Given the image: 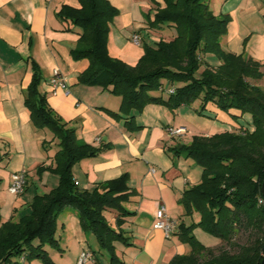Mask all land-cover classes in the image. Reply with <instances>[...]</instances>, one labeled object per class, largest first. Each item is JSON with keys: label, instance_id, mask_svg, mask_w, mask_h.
I'll return each mask as SVG.
<instances>
[{"label": "crops", "instance_id": "obj_1", "mask_svg": "<svg viewBox=\"0 0 264 264\" xmlns=\"http://www.w3.org/2000/svg\"><path fill=\"white\" fill-rule=\"evenodd\" d=\"M108 1L118 11L109 24L111 57L135 66L143 55L144 45L173 39V27L150 25L155 13L164 8V0ZM206 3L215 16L229 18L226 34L220 40L222 49L262 64L264 0H208ZM64 5L80 8L78 0H0V196L8 193L12 173L25 171L27 179L24 193L13 196L8 204L12 215L1 216V222H17L29 214L33 198L49 193L59 183L58 176L47 170L54 167L57 143L48 142L51 134L48 130L33 126L24 103L34 64L41 77L38 91L45 95L48 106L75 130L81 143L98 150L94 157L73 166L76 185L92 190L100 183L126 175L129 193L128 201L123 204L129 214L121 218L123 223L119 227L126 242L114 243L115 262L99 247L95 237L82 229L76 211L66 208L56 221L58 247H44L52 264H77L84 251L93 257L84 264H169L175 257L188 255L190 247L179 241L177 231L166 239L162 231L152 228L156 210L163 206L168 218L187 227L197 225L201 219L196 212L186 216L179 200L185 191L200 184L202 169L191 159L170 150L191 142L194 135H188L184 118L193 120L197 113L194 103L174 111L162 105H148L141 112L132 111L134 120L126 126V120L120 116V97L99 87L78 83L88 62L74 61L70 55L80 31L59 19L58 12ZM134 35L139 36V45L132 42ZM150 37L157 41L152 42ZM203 59L213 69L221 65L213 55ZM55 69L65 79L66 89L53 94L49 79ZM241 118L246 121L249 116ZM180 127L186 130L181 136L170 137L166 131ZM231 129L234 128H228ZM32 172L39 175L41 187H37L36 177L30 176ZM29 178L37 187L32 194L28 190ZM5 201H0L1 211L7 206ZM119 215L115 210L104 212L114 229ZM195 230L199 234V228ZM217 246L216 241L206 247ZM14 262L42 264L39 260L21 261V258Z\"/></svg>", "mask_w": 264, "mask_h": 264}, {"label": "trees", "instance_id": "obj_2", "mask_svg": "<svg viewBox=\"0 0 264 264\" xmlns=\"http://www.w3.org/2000/svg\"><path fill=\"white\" fill-rule=\"evenodd\" d=\"M78 1L80 8L64 5L58 12L61 21L81 30L76 47L70 52L74 61L88 62L78 83L120 97V116L126 126L134 120L132 111L141 112L148 105H162L174 111L195 101L200 102L201 112L212 104L222 111L240 112L235 118L249 116L251 130L248 124H240L233 129L236 131L193 136L188 145L170 149L202 169L200 184L185 191L179 200L185 215L200 214L197 226L225 247L214 253L215 248H208L195 238V225L179 224L176 235L190 247V253L175 257L169 264H261L264 88L253 82L264 79V62L245 60L222 49L220 40L226 34L229 18L215 16L206 0H164V8L157 11L150 25L173 27L174 38L144 45L142 57L135 66H129L108 53L109 24L118 11L108 0ZM206 55H213L221 65L211 68L204 63ZM162 80L181 86L174 88L173 94L167 93L166 98L150 94L165 90ZM40 83L38 68L33 64L24 103L33 126L48 130L57 140L55 164L47 170L58 176L59 183L49 193L36 195L29 214L17 222L2 223L0 216V264H16L14 261L19 258L52 264L44 247H58L56 221L66 208L76 211L82 229L91 233L115 262L114 243L126 242L119 227L121 218L129 214L123 207L129 199L127 176L100 183L92 190L76 185L73 166L94 157L98 150L81 143L75 130L53 112L45 95L38 91ZM106 210L120 214L117 229L107 222Z\"/></svg>", "mask_w": 264, "mask_h": 264}, {"label": "rangeland", "instance_id": "obj_3", "mask_svg": "<svg viewBox=\"0 0 264 264\" xmlns=\"http://www.w3.org/2000/svg\"><path fill=\"white\" fill-rule=\"evenodd\" d=\"M207 1L208 0H206V2ZM154 16H153V19H154ZM77 30L81 32V30L79 28H77ZM172 30L174 31V32L173 31L172 32L174 33V36H175V30L173 28H172ZM169 38L172 39V37H169ZM150 40L152 42L157 41L156 38H151V37H150ZM253 83L264 88L263 80L253 82ZM162 85L165 88V90L164 89L163 90L157 89V90L150 92V94L156 95V96H162L163 98H166L167 97V91L169 89H171V88L173 89V88H177V87L181 86V84H179V83H169L167 80H162ZM189 108H191V107H187V110L192 112V109H189ZM193 108L196 109V111H197V113H195V117L193 118V120H188V119L184 118L185 119L184 126H186V130H188L189 136L191 134H193L194 136H203L204 135L205 137H209V136H212V135L218 133L221 130L224 131V130H228V128H231V127L232 128L238 127L240 124H242L243 126L248 124L247 125L248 128L250 130L252 129V127L250 125L251 123H250L248 118H246V121H245L243 118H241L242 119L241 120L239 118L234 117V116L239 117L241 115L240 112H238L236 110H230V111L226 112V111H222V110L216 108L212 104H209V105H207V108L201 112V109L199 108V101L194 102ZM200 112L202 114H198ZM233 131H236V130H233ZM48 139H49L48 140L49 143H51V142L53 143L55 141L57 143V140L54 139V137L51 134H49ZM30 176L31 177L35 176L36 177L35 182L37 183V187H39V186L41 187V184L39 183V175L37 173L32 172V173H30ZM31 180H32L31 178L28 179V185H29L28 190H29L30 194L34 193L35 188H37L33 184H31L32 183ZM12 197L13 196H11L9 193H3L0 196V201L6 200L5 202L7 203V206L4 209H2V211L0 210V216L6 215L7 218H10V216L12 215L10 208L8 206L9 202L12 201V199H14ZM197 225H195V228H199V230H198L199 234H198V232H196L195 228L192 231L195 238L206 246L214 245L216 243V239L213 236L204 232ZM244 237H246V236H244ZM244 241H245V238L243 239L242 242H244ZM223 246L224 245L217 246L213 250V252L218 253L220 251V248Z\"/></svg>", "mask_w": 264, "mask_h": 264}, {"label": "built area", "instance_id": "obj_4", "mask_svg": "<svg viewBox=\"0 0 264 264\" xmlns=\"http://www.w3.org/2000/svg\"><path fill=\"white\" fill-rule=\"evenodd\" d=\"M240 1H249V0H240ZM132 42L136 45H139L140 38L138 35L132 37ZM49 85L51 87L52 93L55 94L57 90H65L66 82L65 79L61 77L58 69L53 71L52 77L49 79ZM168 94L174 93V88L167 91ZM170 137L181 136L186 130L182 127L180 128H167L166 129ZM27 184L26 172L19 171L12 173L10 176V184L8 186V193L12 196H20L24 193L25 187ZM154 230H160L163 232L166 239L171 238L174 233L177 231L178 225L175 221L168 218L165 214V209L163 206L159 207L155 212V219L152 225ZM92 254L89 252H82L79 256L77 264H84L88 261H92ZM21 261H24L21 258Z\"/></svg>", "mask_w": 264, "mask_h": 264}, {"label": "water", "instance_id": "obj_5", "mask_svg": "<svg viewBox=\"0 0 264 264\" xmlns=\"http://www.w3.org/2000/svg\"><path fill=\"white\" fill-rule=\"evenodd\" d=\"M261 195L264 198V181L262 182V185H261ZM261 264H264V257H263V259L261 261Z\"/></svg>", "mask_w": 264, "mask_h": 264}]
</instances>
